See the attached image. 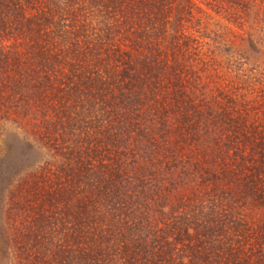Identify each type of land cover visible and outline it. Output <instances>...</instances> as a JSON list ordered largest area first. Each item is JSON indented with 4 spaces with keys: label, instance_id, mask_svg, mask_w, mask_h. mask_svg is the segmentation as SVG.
Listing matches in <instances>:
<instances>
[{
    "label": "trees",
    "instance_id": "16d2710c",
    "mask_svg": "<svg viewBox=\"0 0 264 264\" xmlns=\"http://www.w3.org/2000/svg\"><path fill=\"white\" fill-rule=\"evenodd\" d=\"M260 29L264 0H0V128L46 153L0 167V243L30 264H264V56L238 87L201 47Z\"/></svg>",
    "mask_w": 264,
    "mask_h": 264
},
{
    "label": "rangeland",
    "instance_id": "374dc122",
    "mask_svg": "<svg viewBox=\"0 0 264 264\" xmlns=\"http://www.w3.org/2000/svg\"><path fill=\"white\" fill-rule=\"evenodd\" d=\"M219 23H222V25H226L231 31H234V33L240 34V31L238 28L235 26H232L229 24L227 21H225L222 18H219ZM208 29L205 30L201 27L200 33L202 36V40L206 42L209 36V31L213 28L219 27L218 24L215 23H208L207 25ZM51 28V25L47 28L48 30ZM199 30V29H197ZM211 35V34H210ZM254 36L250 37V35L247 34V36L250 38L248 41L250 42V46L246 45L245 46V41L240 43L241 46H236L234 47L233 50H222V49H217V46L215 47V44H212L208 41V44L205 43L204 45H201L202 51L203 49L208 48H215L218 52L217 56V61H218V67H219V75L221 78L224 80H233V79H238L240 78V82H238V85L235 82L234 85H239L243 84H249L252 81V77L250 79L251 75V69L257 65L255 61H259V58L264 56V29H260L259 32H256L253 34ZM195 37H197L194 34ZM200 36V37H202ZM225 38H232V35L228 33H224ZM246 36V38H247ZM199 37V38H200ZM229 38V39H230ZM22 41H27L26 39H20L16 40L13 43L18 44L17 48L19 51H23L24 49L21 48V44L19 42ZM28 44L31 42L28 40ZM202 41V42H203ZM236 41V39H235ZM238 41V40H237ZM236 41V42H237ZM18 42V43H17ZM212 50V49H211ZM215 51V50H214ZM24 52V51H23ZM22 57V55H20ZM242 79L244 80L242 82ZM225 82V81H224ZM32 133H24L23 131L17 129L13 125L9 123H3L1 124L0 128V149H8V151L11 153L10 157H3L0 159V167L3 168V164H20L22 167L25 166H35L37 163L43 161V159L46 157V153H44V140L43 139H36L33 140ZM14 156V157H13ZM5 186H6V181L0 182V213L3 215V218L0 216V220H2V223H5L4 217L5 214L8 212V205H3L1 206V194L4 195L5 192ZM5 210V211H4ZM13 211V210H12ZM18 211H16L14 216H10L14 220L13 226L11 228L13 229L12 234H14L15 229L14 227L19 231L22 228V223L20 222V218L17 216ZM20 215V213H19ZM10 225V223H9ZM20 228V229H18ZM15 243L14 248H11L9 251L7 247L0 243V264H30L31 261H28L27 259L23 260V258L19 257V252L17 250L18 248V242H12L11 247H13Z\"/></svg>",
    "mask_w": 264,
    "mask_h": 264
}]
</instances>
